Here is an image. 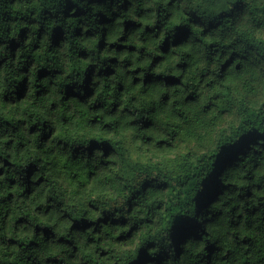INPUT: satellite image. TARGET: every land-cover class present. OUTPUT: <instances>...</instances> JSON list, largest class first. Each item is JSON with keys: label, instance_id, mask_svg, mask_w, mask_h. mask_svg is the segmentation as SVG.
<instances>
[{"label": "trees", "instance_id": "1", "mask_svg": "<svg viewBox=\"0 0 264 264\" xmlns=\"http://www.w3.org/2000/svg\"><path fill=\"white\" fill-rule=\"evenodd\" d=\"M0 264H264V0H0Z\"/></svg>", "mask_w": 264, "mask_h": 264}]
</instances>
